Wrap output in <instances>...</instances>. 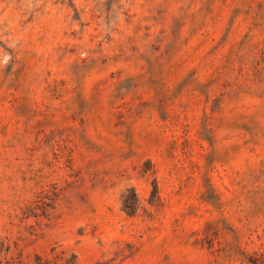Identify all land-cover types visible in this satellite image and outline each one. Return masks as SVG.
Wrapping results in <instances>:
<instances>
[{
    "label": "rangeland",
    "instance_id": "1",
    "mask_svg": "<svg viewBox=\"0 0 264 264\" xmlns=\"http://www.w3.org/2000/svg\"><path fill=\"white\" fill-rule=\"evenodd\" d=\"M63 253L264 264V0H0V264Z\"/></svg>",
    "mask_w": 264,
    "mask_h": 264
},
{
    "label": "trees",
    "instance_id": "2",
    "mask_svg": "<svg viewBox=\"0 0 264 264\" xmlns=\"http://www.w3.org/2000/svg\"><path fill=\"white\" fill-rule=\"evenodd\" d=\"M56 260H50L49 258H44L42 256H37V263L36 264H77V257L76 255L68 256L63 253L62 256H57ZM59 259V260H57ZM4 264H15L10 261H6Z\"/></svg>",
    "mask_w": 264,
    "mask_h": 264
}]
</instances>
